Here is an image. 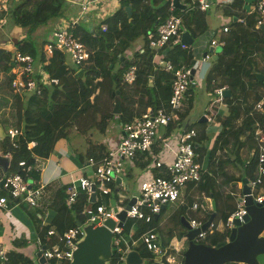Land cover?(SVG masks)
I'll use <instances>...</instances> for the list:
<instances>
[{
  "label": "trees",
  "instance_id": "obj_1",
  "mask_svg": "<svg viewBox=\"0 0 264 264\" xmlns=\"http://www.w3.org/2000/svg\"><path fill=\"white\" fill-rule=\"evenodd\" d=\"M147 1V2H146ZM183 5H187L188 0H179ZM243 0H231L229 6L224 7V15L231 18L229 29L219 38L222 41L221 51L215 60H211V66L204 75L203 82L205 87H225L229 90L230 96L223 98V102L228 104V114L220 123L221 129L212 141L210 148L206 151L201 145L207 137L204 133V124L198 126L187 123L179 124L184 129L195 131L194 151L198 160L206 152L207 157L203 162L205 168L198 181L187 183L186 190L192 189L190 193H197L206 198L214 200L216 211L211 227V233H206L203 240L197 242L206 245H215L222 240V235L216 230V222L225 220L229 213L234 209L233 197L228 193L222 192L223 185L229 182H239L242 178L248 180L253 178L256 164L255 143L253 139V128L255 118L250 114L252 103L258 98L259 88L264 78L259 82L255 73L264 77V24L255 27L258 20L257 13L252 12L246 15L239 22V15L236 10L241 7ZM64 0H13L8 8L6 18L15 25L28 29L29 32L39 25H44L50 20L59 18L63 13ZM131 7V15L127 19L123 7ZM188 10L172 9L168 0H120L118 6L100 24L91 30L80 27L78 22L69 21L67 31L79 42H81L89 52L88 60L77 69L84 71L83 77L76 75L74 69H70L65 64V54L58 50H53L50 55L45 52V45L51 38L42 39L38 43L34 41L25 42L16 40L15 50L29 54L34 61L41 67L46 79H55L56 84L46 83L42 86L38 94L23 92L16 94L11 92V49L0 48V95L11 97L12 99L3 102L6 109L1 114L5 118L8 128H18L21 134L11 142L5 137L0 142V153L10 156L9 172L18 173L23 176L24 172L17 164L24 161L25 164H32V156L46 158L51 153L54 143L64 137L71 130L80 135L88 134L91 128H97L102 132L106 127V122L110 118L112 97L111 92L117 91L121 100V112L117 116L120 124L131 121L139 117L145 109H157L167 107L169 87L172 79L170 72L154 69L151 62L152 50L147 45L141 47V52H135V56L130 61H126L124 53L129 44L136 38H142L147 42L148 33H154L156 24L171 15L179 16L181 19L180 29L189 32L192 36L203 32L206 28L204 23L205 11L195 8ZM232 16V17H231ZM234 18V20H233ZM104 25L105 29L101 30ZM146 44V43H145ZM163 57L167 59L173 68H189L192 58L188 50L180 48V44L167 42L162 47ZM257 55L262 59L261 65L256 60ZM126 61V62H125ZM132 64L135 66V78L131 84L121 82V73L124 68ZM35 75L34 78H37ZM0 79V80H1ZM150 80L151 85H148ZM212 81V86H210ZM193 86L189 85L184 93V102L187 98V106L179 112L181 118H186L190 110ZM24 94L23 96H21ZM252 97V103L246 104V100ZM244 104V106H240ZM244 116L238 127L234 122L240 114ZM10 116V119L8 120ZM198 123V122H196ZM178 122L169 123L166 128L175 127ZM1 127L2 121L0 122ZM240 135L244 138L239 140ZM29 142H34V146L27 148ZM247 143H250L247 145ZM230 144L231 149H228ZM247 146L248 150H253L246 157V164L241 168L238 177H232L226 172L229 164L242 161L237 156L240 147ZM234 156L230 158V154ZM146 163L150 157L146 155ZM31 180L36 181L38 172L31 170L29 173ZM109 185L113 192L118 187ZM264 188V185H262ZM65 186L57 187L51 193V202L48 205L51 216L47 222L41 223L37 220L34 231L38 236L40 246H49L55 242L54 238L49 240L46 231L53 228L57 235H62L68 228L74 226L76 221L84 220L83 216L77 215L81 211V206L86 202L84 194H80L75 202L70 206L64 200ZM234 185L230 191L234 192ZM231 192V193H232ZM114 198V193L111 194ZM186 199L189 206L192 199L187 195ZM0 196H4L7 202H13V198L7 194L4 188L0 189ZM115 199V198H114ZM124 198L120 204H124ZM21 207L28 213V207ZM198 205H201L200 202ZM227 208H230L227 210ZM36 211L40 210L35 209ZM194 212L196 210H193ZM186 205L182 204L168 216V220L174 225H179V215H184ZM190 212V211H189ZM202 217L197 220L195 214L190 212L191 219L203 222L206 220L209 210L199 209ZM28 215L35 218L32 214ZM197 218V219H196ZM157 220L152 219L148 223L141 221L132 222L124 225L125 240L128 244L137 240L141 234L155 230L163 246L169 245L171 234L167 233V241L160 235L157 227ZM184 232V231H183ZM182 232V234H183ZM182 234L180 236H182ZM52 238V236H50ZM139 255L145 260L144 264H157L152 261V254L140 244L136 247ZM48 264H54L48 260ZM0 264H31L27 257L13 250L7 252V260Z\"/></svg>",
  "mask_w": 264,
  "mask_h": 264
},
{
  "label": "built area",
  "instance_id": "obj_2",
  "mask_svg": "<svg viewBox=\"0 0 264 264\" xmlns=\"http://www.w3.org/2000/svg\"><path fill=\"white\" fill-rule=\"evenodd\" d=\"M3 4L6 0H2ZM10 2V0H8ZM12 1V0H11ZM71 4L79 6L81 12L88 9H97L104 3H118L120 0H64ZM8 2V3H9ZM190 9H197L200 11L206 10L208 3L206 0H188ZM3 10L7 8L4 4ZM257 15L258 20L255 27L264 24V0H255L253 9ZM244 18V17H243ZM243 18H239V22L243 23ZM180 24L179 16L171 15L168 18L156 24L154 33H148L146 36L147 47L152 50L151 62L154 69L170 72L172 79L169 87V96L167 100V107L157 109H145L139 116L129 122L123 123L120 128V135L115 146L108 149L105 155L98 161L94 162L92 158L87 159V164L92 168L91 171L84 175L67 182L64 189V200L67 206L73 204L80 194H84L86 200L90 196V184H93L95 197L94 203L91 207L86 208L84 212L78 211L77 215L84 216V221H80L79 225H74L68 228L62 235H57L53 228L46 231L47 239L54 238L55 242L44 249L39 247L38 251L46 262L52 260L54 264H69L71 260L72 251L75 248V243L82 235L81 225L88 221L92 222L94 226H100L105 219L110 218L117 222L114 214L123 207L115 204V211L110 205H105L103 202L97 201V196H106L109 191L111 183L114 179L120 177L122 172L123 162L133 159L137 154L150 153L151 147L154 143L155 129L159 126L166 127L169 123L177 122L178 112L183 106L184 93L189 85H195L203 77L207 70L202 67L201 63L210 59V54L205 53L204 56L194 61L189 68H173L172 64L163 57L162 47L169 41L180 44V48L185 49L187 45L180 43ZM105 26H101L104 30ZM223 32L227 31L226 27L222 28ZM218 44L222 46V41L218 39H211L210 45ZM53 50L63 52L70 62L76 66L86 63L89 57V52L85 46L77 41L68 31L66 27H59L52 32L51 38L45 45V52L50 55ZM10 56L11 61V81L10 88L12 93L21 94L23 92L38 94L42 86L46 83L56 84L55 79H46L41 72L35 74L33 72V59L27 53H21L17 50H12ZM193 70L191 75L190 70ZM34 74L38 75L34 78ZM135 78V66L129 64L121 73V82L123 84H131ZM221 88H213V99L209 104L211 110L213 105L223 102L220 94ZM251 115L255 118L253 128V139L255 143V158L256 164L253 172V178L247 180L249 184V194L254 203H262L264 201V82L260 87V95L255 101ZM210 117H207L209 119ZM5 137L12 143L13 139L21 134L18 128H8ZM195 131L193 129H183L178 135L172 138V142L165 140L161 147V152H170L172 160L164 162L161 158L162 154L153 156L151 158V167L157 171L155 175H148L138 182L137 194L134 197L133 203L125 211V220L132 222L141 221L148 223L154 216L161 211V206L165 203L176 201L181 193L182 188L187 183H193L200 179L205 168L203 160L194 151ZM34 146V142H29L27 148ZM22 168L23 176L18 173H10L5 177L2 188H4L15 203H24L29 207L40 210L43 216H51L48 205L51 202V191L48 190V185L44 183H37L29 177V173L34 169L43 168V158L32 156V164H25L20 161L17 164ZM2 173L0 172V178ZM202 198L203 193H201ZM234 199V209L224 220L222 229V242L228 243V232L233 227V219L242 222V217L245 214V209L242 201ZM208 200V198H207ZM201 210L204 209L203 202H200ZM0 208L8 211L7 200L4 196H0ZM191 210L199 209L196 203L192 202ZM207 210V209H206ZM43 220V219H42ZM48 220H43L47 222ZM191 228H196L200 225L195 219L189 220ZM211 226L205 233H199L196 240H203L206 233L212 232ZM113 234L112 239V259L113 264H123V256L126 251L125 232L123 227H114L111 230ZM52 236V238L50 237ZM133 243V242H132ZM131 243V244H132ZM138 243L149 251L152 256H160L163 253V248L160 246L159 239L153 230H149L139 237ZM178 252L175 248L173 249ZM7 255L5 249L0 243V262L6 261ZM169 264L177 263L174 257L170 254L166 257ZM109 264V263H108Z\"/></svg>",
  "mask_w": 264,
  "mask_h": 264
},
{
  "label": "crops",
  "instance_id": "obj_3",
  "mask_svg": "<svg viewBox=\"0 0 264 264\" xmlns=\"http://www.w3.org/2000/svg\"><path fill=\"white\" fill-rule=\"evenodd\" d=\"M206 2H207V0H206ZM230 2H231V0H209V3L207 2L208 3L207 9L203 10V11H205L204 23L206 26L204 31L207 30V32H210L209 39L205 43V45L208 44V47L211 46L214 49L215 48H221V46L218 44H215L213 46L210 45V40L211 39H216V40L218 39L219 40L221 35L223 33H225L222 31L223 27H226L227 30L229 29V23L231 22V18L230 17L228 18L227 16L224 15L223 8L226 6L228 7ZM254 2H255V0H243L241 7L236 10L237 14L239 15V18H243L252 12V9L254 7ZM9 4L10 3L7 4V8H9V6H10ZM116 6H118V4ZM188 7H187V5H185L184 10H188L189 9ZM7 11L8 10H6V12ZM233 20H234V18H233ZM4 23H5V19L4 18L0 19V29H2L4 27V25H5ZM261 26H263V24ZM182 31H183V29H180V34ZM194 36H192L190 34V37L192 40L194 39ZM12 37L10 39H8L9 42H11L12 39H22V37L20 36V34L18 32L15 34L14 38H12ZM179 40H180V36H179ZM132 42L129 44V46L127 47V49L125 50V53H124L126 61H130L131 59H133L134 58L133 52L135 53L138 50H140L139 52H141V47L142 46L144 47L146 45L145 44L146 41L143 40L142 38H136ZM0 45H1L0 48L13 49V50L15 49V46L10 45V44L8 45L7 43L4 44V46L1 43H0ZM205 45H204V47H205ZM208 47H207V49H208ZM185 49L188 50V45H187V48H185ZM207 49L196 48V50L194 52L190 51L192 63L195 60L196 61L200 60L204 56L205 53L210 54L207 51ZM219 52L220 51H218L217 53H214V54H218ZM256 60L259 63V65H261L262 59H260L259 55H257ZM65 64L70 69H73L74 65L72 63H70V60L68 59V57L66 55H65ZM71 65H73V66H71ZM201 65H202V67H206V65H207V70L210 68V66H211V54H210V59L208 61H205L204 63H201ZM74 70H75V67H74ZM207 70H206V72H207ZM33 72L35 74H37L38 72H41V67L34 60H33ZM206 72H205V74H206ZM204 75L197 82L198 85H194V86H198L201 89V86H199V85H201V83H202L203 84V90H205L206 95L213 96V88L214 87H211L210 89H207L205 87V82H203ZM262 78H264V77L262 76ZM0 79H1V72H0ZM209 84H210V86H212V81H210ZM219 88H221V90L227 89L225 87V85H223L222 87H219ZM220 94H221V91H220ZM259 95H260V88H259ZM259 95H258V97H259ZM193 99L195 101L203 100V99L196 100L195 98H193V93H192L191 104H190L191 106H190V110L187 114V117L183 119L178 115V120H177L178 124L175 127H172V128L170 127L169 129H167L166 127L159 126L155 129L154 143L151 147L150 153H148V154L147 153L146 154H144V153L137 154L133 159L127 160V161L125 160L123 163H126L127 165H131L132 166L131 168L140 167V168H143V170L146 167H148L151 162L146 163V161H145L146 155H148L150 157V160H151V158H153V156H157L158 154H162L160 152H161V147L163 145V141L168 140V141L172 142L173 141L172 138L174 136L178 135L185 128V126L180 127L179 124L180 123L181 124H183V123L187 124V123H190L192 121V117L189 115H192L191 109H192V105L194 102ZM209 99L210 98H207V99L201 101V103H200L201 110H200V108H198L197 111L193 114V116H195V119L197 122L201 116H205L206 122H208L210 124V125L206 124V126H208V129H210L211 134H212V135H210L211 137L207 138L208 140L206 143V147H204L206 151L210 148L213 139L219 133V131L221 129V126H220L221 121L228 114V107H227L228 104H225L224 102H222L221 104H218V103L214 104L212 109L210 110L209 104L212 100L209 101ZM255 101L252 103V97H250L246 100L245 103L246 104L252 103L254 105ZM187 102L188 101L186 98L185 102L183 101V106L180 109V111L181 110L183 111L184 107L187 106ZM253 105H252V108H253ZM240 106H244V104H242ZM111 107H112V105H111ZM252 108H251L250 112H252ZM179 112H178V114H179ZM205 112L208 113V115H206ZM110 113H111V109H110ZM243 116H244V114L241 113L240 116L237 119H235L232 124H234L235 127H238L241 123V119ZM207 117H210V118L207 119ZM110 118H109V120H111ZM121 125L122 124L117 123V122L115 124H113L111 129L114 132L108 136L105 135V131L107 129L106 127L104 128V130L102 132H98V136H95V135L93 136L92 132H89L88 134H84V135L79 134L77 139L75 138L74 142L84 146V153L82 156L77 154V153L74 155H71V153H69V154L66 153V154H68V156L66 157L64 152L57 151L56 147H53L51 153H49V155L46 158H43V168L39 169V170L34 169V171L38 172V177H37L36 182L47 184L49 192L51 191V193H52L57 187L66 186V184L69 180L75 179L79 176L84 175L86 172L90 171L88 168L89 167L91 168V166L89 164H87V159L92 158L94 160V162L96 163L105 155V152L108 149L115 146L116 143L118 142V139H119V135H120L119 133H120ZM71 131H73V130H71ZM177 132H178V134H177ZM243 138H244V136L240 135L239 140L242 141ZM249 144L250 143H247V145H249ZM228 149L229 150L231 149L230 144L228 145ZM69 152H71V149ZM252 152H253V150L252 149L248 150L247 146L240 147L238 150L237 156L242 161V164H239V163L229 164L226 168L227 174H229L232 177H238L240 174L242 166L244 164H246V157L248 156V154H251ZM206 157H207V154L205 152L204 155L201 157L203 162L205 161ZM161 158L164 162H169L172 160V155L170 152H163V154L161 155ZM230 158L231 159L234 158V156H232V153L230 154ZM64 162L66 164V167L64 166ZM149 167H150V169L148 170L147 175L145 177H147L150 174H152V175L157 174V171L153 170V168L151 166H149ZM83 168H85V170L82 173H80L79 175H75L78 171L83 170ZM123 168H124V164H123ZM123 168H122L123 175H121L120 177H117V178H119V181L117 183L113 182V183H111V185L114 184L118 187V189L123 188L124 191L127 192L128 188L125 187V180H127L129 178L130 173L126 172ZM91 170H92V168H91ZM123 177H125V179ZM145 177H143V175H142L140 178H138V180L136 181V184H135V190L133 192H131L129 190L130 192L128 191V194L126 196H119L118 197L117 195L114 194L115 195V197H114L115 199H114L111 195V190H110L109 193L106 195V196H108L107 199L103 203H105V205L108 206V205H110L109 200L113 199L116 205L123 207L130 197L136 196L138 182ZM232 184H233V182L231 181V182L223 185L222 188H223V191L225 193H228L229 195H231L233 197V204H234V199H236V197L240 193L241 183H240V181L234 182V184H233L234 188H235L234 192L230 191V187ZM118 189H115V191H118ZM191 190L192 189L186 190L185 187L182 188V191H181V193L177 199V203H176L177 208L181 205V203H183L184 199H185L184 202L187 201L186 195H185L186 192H187V195H189V197L192 198V196H193L192 194H194V193H190ZM125 197L127 198L126 202L124 204H120L121 201ZM97 201H98V199H97ZM202 201H207V198L203 197V199L200 202H202ZM99 202H102V201H99ZM7 207H8V211H5V210L0 208V243L3 246V248L5 249L6 255H7V252L13 250L14 252L21 253L24 257H27L30 260V262L32 263V261L35 258V255H36V253L40 247L38 236L34 231V226L37 224V220H38V223H39V221L41 223H43L42 215L40 214L39 211L34 210L32 212V211L28 210V213L32 214L35 217V218H31L28 215V213L25 212V210L21 207V203H15L14 201L9 202V203L7 202ZM189 208H190V206H189ZM189 208L187 206L186 213H187V210H189ZM191 213L199 214V217L196 216L198 218V219L196 218L197 220H200L199 218L202 217V214L197 213L196 211L191 212ZM159 214L156 215V218L159 217ZM187 220H191V217ZM222 225H223V221L221 219H219L218 222H216V230L219 232H222V230H223ZM179 226L181 227L180 224H179ZM153 231L156 233L155 230H153ZM183 231H184V229H183ZM169 233H170V231H169ZM210 233L211 232H209V234ZM156 235L159 239V236L157 233H156ZM165 235L167 236V233H165ZM221 235H222V233H221ZM180 237L183 240H185L183 237V234ZM171 239H174V237L172 236ZM159 241H160V239H159ZM169 242H171V240ZM196 242H197V240H196ZM171 244H169V245L171 246ZM129 245H131V248H133L134 245L138 246L139 244L133 242L132 244H129ZM184 249H185V247H184ZM178 261L180 262L181 259Z\"/></svg>",
  "mask_w": 264,
  "mask_h": 264
},
{
  "label": "water",
  "instance_id": "obj_4",
  "mask_svg": "<svg viewBox=\"0 0 264 264\" xmlns=\"http://www.w3.org/2000/svg\"><path fill=\"white\" fill-rule=\"evenodd\" d=\"M174 9L183 10L185 5L180 4L179 0H168ZM209 3V0H207ZM11 3V0L10 2ZM123 11L129 20L131 15V7L124 6ZM12 44L16 43L15 39L11 40ZM192 39L189 32L183 30L180 34V43L190 45ZM207 51L211 54V60L216 59L218 51L221 48L208 47ZM84 71L78 69L76 75L80 78L83 77ZM192 75L193 70H190ZM258 81L262 80V75L255 73ZM150 86V80H148ZM192 86V85H191ZM112 107L111 113L118 115L121 112V100L117 91L111 92ZM221 96L227 98L230 96L228 89L221 90ZM206 122L205 116L198 119V123ZM5 138L4 131L0 125V141ZM10 156L0 153V171L2 176L0 178V189L4 183L5 177L10 175L8 170L10 164ZM119 178H115L114 182L117 183ZM239 197L237 201H242L245 209V214L242 217V222L233 219V227L228 232V243L217 242L215 245L210 246L204 243L196 242V237L199 233H205L211 226L212 220L215 217V203L214 200L209 198L210 211L207 218L198 227L191 228L188 220L179 215L178 223L184 229L183 237L186 241V247L181 255V261L173 264H223L226 262L244 263V264H258L257 256L264 255V201L260 204L254 203L249 194V184L246 178H242ZM90 196L87 202L94 203V187L90 184ZM134 196L130 197L123 209L114 214L117 222L107 218L100 226H94L92 222L88 221L81 225L82 235L75 243V248L72 251L71 260L69 264H108L112 258V239L113 234L111 230L116 227H122L125 221V211L133 203ZM109 204L115 211V202L113 199L109 200ZM161 210L163 206L160 207ZM156 216H154V219ZM79 225V221L75 222ZM163 253L160 256H154L152 261L157 264H169L166 257L171 252L170 246H163ZM42 249H44L42 247ZM36 260L33 264H48L41 256L39 251L36 253ZM143 258L139 255L136 249L128 250L123 257V264H143Z\"/></svg>",
  "mask_w": 264,
  "mask_h": 264
},
{
  "label": "rangeland",
  "instance_id": "obj_5",
  "mask_svg": "<svg viewBox=\"0 0 264 264\" xmlns=\"http://www.w3.org/2000/svg\"><path fill=\"white\" fill-rule=\"evenodd\" d=\"M12 1H11V3H12ZM148 1H150V0H148ZM11 3L9 5H11ZM4 4L6 5L7 3H4ZM4 4H3V1L0 0V5L4 6ZM117 4L116 3H112V2L104 3V4H101L97 9H90V10L88 9L85 12H81L78 5L71 4L69 2L64 1L63 13L61 14V16L59 18H56L54 20H50L44 25H39L36 28H34V30H32L31 32H29L28 29H25L23 27L17 26L13 22H10L6 18V14H7L6 10H8V8H7V9H5V11L4 10L0 11V19H3V18L5 19L4 27L2 29H0V43L3 44V46L6 43L9 45V40L8 39H10L12 36H13L12 38H14V36H15V34L17 32L20 34L22 39L25 38V40H26L25 42L34 41V42L38 43L42 39H47L48 37H50V32L52 30H55L56 26L58 28L59 27H66L69 21H71L72 23L73 22H78L80 27H83L84 29H87V30H91L94 27L98 26L100 24V21L103 20L105 17H107L110 14V12L113 11L117 7L116 6ZM209 36H210V32H207V30L203 31V32H201L199 34H196L194 36V39L192 40L191 44L188 45V52L189 53L194 52L196 50V48H205V49H207L208 44L205 45V43L208 41ZM22 39H17V40L23 41ZM204 45H205V47H204ZM0 47H1V45H0ZM11 50H13V49H11ZM10 55H12V53H10ZM133 57H136L134 52H133ZM73 65H71V66H73ZM74 67L75 66H73V69H74ZM77 70L78 69L75 67V71H77ZM34 76H35V74H34ZM0 81L2 82V79ZM195 85H198V84H195ZM199 86H201V89L198 86H194L193 87V98H195L196 100H199V99L205 100L207 98H210L209 101H211L213 96L206 95L205 90H203V84L202 83ZM23 95L24 94H22L21 96H23ZM7 99H8L7 97L4 98V97H2V95H0V122L2 121V125H3L2 128L3 129H5L7 127V124H8L7 122L4 121L5 118H3V116L1 117V114L6 109L5 107H3L4 106L3 102H5ZM9 99L11 100L12 98L9 97ZM203 100H201V101H203ZM201 101H195L194 100L193 105H192V109H191V114L192 115H189V116L192 117V121L190 123L194 124L196 126H198L199 123H196L197 121L195 119V116H193V114L197 111L198 108H200ZM200 110H201V108H200ZM205 114L208 115V113H206V112H205ZM110 117H111L110 118L111 120L108 119L107 122L105 123L106 124V128H107L106 131H105V135L106 136L111 135L114 132L111 129L112 125L115 124L116 122L119 123V121L117 119V115L111 114ZM9 119H10V116H9L8 120ZM203 124H204V133H205V135L207 136V138L211 137L210 136V135H212L211 131H210V129H208V126H206V124H208V125H210V124L208 122H203ZM90 132L93 133V136L94 135L98 136V129L97 128H94V127L91 128ZM177 134H178V132H177ZM78 136H79V134L77 132L70 131V132H68V134L66 136L61 137L58 140H56L53 147H56L57 151L64 152L66 157L68 156L69 153H71V155H74V154L77 153V154L82 156L83 153H84V146L74 142L75 138L77 139ZM207 140L208 139L203 140L201 142V145L203 147H206ZM70 149H71V152H69ZM66 153H68V154H66ZM149 162H152V161L150 160ZM123 164H124V168H123V166H122V168L126 172L130 173L129 178L127 180H125V187L128 188V191L130 190L131 192H133L135 190L136 181L142 175H143V177H145L147 175V172L150 169L149 166L151 165V163L144 170H143V168H140V167L131 168L132 167L131 165H127L126 163H123ZM64 166L66 167L65 162H64ZM88 169L91 171L90 167ZM84 170H85V168H83V170L78 171L75 175H79ZM120 175H123V173L121 172ZM123 178L125 179V177H123ZM232 186H233V184L231 185V187ZM114 187H116V186H114ZM128 191L125 192L123 188H120V189H118V191H113V192L111 191V194L114 193L118 197L119 196H126L128 194ZM222 192H223V190H222ZM192 195H193L192 198H191L192 201L194 203H196L197 207H199V209H200L201 207L198 204L203 199L202 196L200 194L197 195V193H195V192ZM107 197L108 196L104 197V196L98 195L97 199H98V201L104 202L107 199ZM184 201H185V199L183 200L182 204L186 205V208H187V206L189 208V205L186 204L187 202H184ZM202 202H203L204 208L210 210L209 209L208 200L207 201H202ZM176 203H177V200L165 203L164 208L160 211V214H159V217H158V220H157V227L160 229V235H161V237H162V239L164 241H167V236L165 235V233L167 231H170V234H171V236L174 237V239H170L171 242H169V244L172 243L171 244L172 249L176 248L178 250V252L175 251V250H172L171 255L174 257L175 260H180L181 259L180 255H182L184 247H186L185 240H183L180 237V235L183 232V229L179 225H174L172 221L168 220V216L177 209ZM92 205H93V203H90V202H87V201L84 202L82 204V206H81L82 212H84L86 208H89ZM26 206L27 205H24V207H26ZM27 207H28L27 209L32 211V212L35 210L33 207H29V206H27ZM199 209H196L197 213H199ZM229 209L230 208H227V210H229ZM189 211L194 212V211H192L189 208V210H187V213L185 212V214H184L185 218H187V219L190 218V212ZM196 216L199 217V214H196ZM42 219L43 220H49L50 216L49 215L48 216H43ZM83 219H84V216H83ZM81 221H84V220H81ZM222 221L224 222V220H222ZM127 223H128V221L125 220V224H127ZM223 232L224 231L222 230V232H220V233H223ZM127 248H129V246H127ZM34 261H35V259L32 261L31 264H33ZM257 261H258V264H264V255H258L257 256ZM113 263H114V261L109 262V264H113ZM144 263H145V260L143 261V264ZM223 264H244V263L226 262V263H223Z\"/></svg>",
  "mask_w": 264,
  "mask_h": 264
},
{
  "label": "clouds",
  "instance_id": "obj_6",
  "mask_svg": "<svg viewBox=\"0 0 264 264\" xmlns=\"http://www.w3.org/2000/svg\"><path fill=\"white\" fill-rule=\"evenodd\" d=\"M74 66L78 68V67H80L81 65H80V66H76V65H74ZM76 72H77V71H76ZM4 134H5V133H4ZM208 203H209V198H208ZM209 209H210V207H209ZM209 211H210V210H209ZM213 221H214V220H212V223H213ZM76 222H77V221H76ZM114 222H115V221H114ZM188 222H189V220H188ZM198 222H199L200 224L202 223V222H200V221H198ZM203 222H204V221H203ZM79 223H80V221H79ZM115 223H116V222H115ZM83 224H84V223H83ZM74 225H76V224L74 223ZM124 225H125V221H124L123 224H122L123 229H124ZM210 229H211V228H210ZM124 232H125V231H124ZM206 232H207V231H206ZM56 233H57V232H56ZM124 239H125V238H124ZM138 240H139V238H138L137 240H135V241H132V242L139 244V243H138ZM132 242H131V243H132ZM159 242H161V241H159ZM219 242H222V240L219 241ZM131 243H130V244H131ZM111 246H112V243H111ZM127 246H129V248H127ZM141 246H142V245H141ZM168 246H170V245H168ZM42 247L44 248L45 245L40 246V248H42ZM125 247H126V251H125V253H126V252H127L128 250H130V249H136L137 246H134L133 248H131V245H129V244L126 242ZM161 247H162V246H161ZM170 247H171V246H170ZM42 250H43V249H42ZM172 250H173V249H172V247H171V252H172ZM37 252H38V251H37ZM171 252H170V254H171ZM170 254H169V255H170ZM124 255H125V254H124ZM35 256H36V255H35ZM123 257H124V256H123ZM167 257H168V256H167ZM152 258H153V256H152ZM34 259L36 260V257H35ZM111 259H112V258H111ZM69 262H70V261H69ZM109 262H110V261H109ZM176 262L178 263L179 261L176 260Z\"/></svg>",
  "mask_w": 264,
  "mask_h": 264
},
{
  "label": "bare ground",
  "instance_id": "obj_7",
  "mask_svg": "<svg viewBox=\"0 0 264 264\" xmlns=\"http://www.w3.org/2000/svg\"><path fill=\"white\" fill-rule=\"evenodd\" d=\"M8 2H9V1L6 0V3H7V4H8ZM7 4H6V5H7ZM2 10H3V6L0 5V11H2Z\"/></svg>",
  "mask_w": 264,
  "mask_h": 264
}]
</instances>
